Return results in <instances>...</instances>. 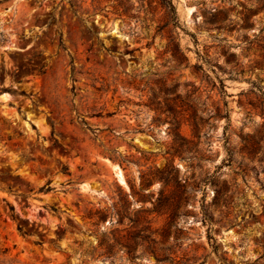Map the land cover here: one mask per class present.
<instances>
[{"label":"rangeland","instance_id":"1","mask_svg":"<svg viewBox=\"0 0 264 264\" xmlns=\"http://www.w3.org/2000/svg\"><path fill=\"white\" fill-rule=\"evenodd\" d=\"M0 264H264V0H0Z\"/></svg>","mask_w":264,"mask_h":264},{"label":"bare ground","instance_id":"2","mask_svg":"<svg viewBox=\"0 0 264 264\" xmlns=\"http://www.w3.org/2000/svg\"><path fill=\"white\" fill-rule=\"evenodd\" d=\"M114 168H116V170H117L116 173H117L118 179L120 180V182L124 183V179H123V176L121 174V171L116 164H114Z\"/></svg>","mask_w":264,"mask_h":264},{"label":"trees","instance_id":"3","mask_svg":"<svg viewBox=\"0 0 264 264\" xmlns=\"http://www.w3.org/2000/svg\"><path fill=\"white\" fill-rule=\"evenodd\" d=\"M218 192H219V189L216 191V193H218ZM114 245L115 244H113V243L112 244H109V251H111L110 249H113Z\"/></svg>","mask_w":264,"mask_h":264}]
</instances>
